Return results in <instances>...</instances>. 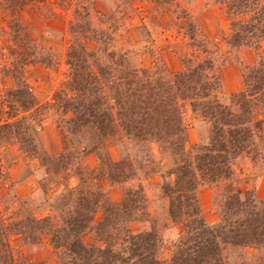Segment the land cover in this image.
Instances as JSON below:
<instances>
[{"label":"trees","instance_id":"obj_1","mask_svg":"<svg viewBox=\"0 0 264 264\" xmlns=\"http://www.w3.org/2000/svg\"><path fill=\"white\" fill-rule=\"evenodd\" d=\"M134 1L60 0L62 8H74L65 31L69 44L62 54L38 27L59 19L53 3L0 0L8 42L7 53L0 54V72L13 83L0 97V148L17 147L24 159L39 161L43 203L50 209L40 215L39 207L20 199L6 208L8 213L0 208V264H43L25 257L16 246L39 245L44 238L55 254L53 264H264V199L252 190L240 193L232 184L238 160L264 168V55L244 72L245 89L224 104L211 52L207 57L201 51L185 55L182 69L171 72L165 65L141 67L134 61L137 54L117 46L119 23L137 11ZM143 1L167 14L162 0ZM221 3L233 19L228 46L259 49L264 0ZM183 14L186 22L180 29L200 50L203 34L199 37V29L188 21L186 11ZM62 62L66 79L54 94V104L42 105L28 74L36 67L57 71ZM51 108L60 115L63 143L55 155L43 151L39 141ZM188 108L209 126V142L190 150ZM113 140L125 150L154 143L172 158L161 191L180 232L169 243V259L162 258L166 244L154 223L149 230L133 229L150 218L143 189L126 190L119 203L104 191V182L123 184L136 176L129 155L112 159L108 149ZM91 154L97 166L82 167L81 158ZM70 171L77 186L65 185L49 197L50 185ZM204 185H225L215 225L202 213L198 192ZM98 211L102 217L97 222Z\"/></svg>","mask_w":264,"mask_h":264},{"label":"rangeland","instance_id":"obj_2","mask_svg":"<svg viewBox=\"0 0 264 264\" xmlns=\"http://www.w3.org/2000/svg\"><path fill=\"white\" fill-rule=\"evenodd\" d=\"M53 3L59 19H53L48 26L38 25L40 31L47 32L51 43L57 50L64 54L68 47L69 35L65 33L66 26L72 20L73 4L62 8L60 0H48ZM73 0L72 3H74ZM162 6L167 7V14L155 10V4L135 0L134 6L137 9L129 20L119 23L117 32V46L131 50L135 54L134 61L141 67L155 68L165 65L171 72L180 71L183 67L182 58L185 55L201 51L202 57H211L213 61L214 74L219 78L220 89L218 97L229 105L231 96L242 92L244 88L243 74L251 68L264 55V40L260 43L259 49L253 47L232 48L227 41L231 37V21L226 13V4L221 0H162ZM170 2V5L165 4ZM154 8V9H153ZM154 12H152V11ZM183 10L188 15V21L199 29V37L204 42L200 50L190 45L191 41L185 36V31L180 29L181 23L186 19ZM161 14V15H160ZM245 18V16L241 17ZM3 21L0 12V54L7 53L8 45L6 36L3 35ZM64 31V32H63ZM201 31V32H200ZM204 39V40H203ZM217 47V48H216ZM203 50H206L203 52ZM3 56L0 59V66L3 65ZM67 68L62 62L57 71H50L43 67L32 68L29 72V81L35 95L42 105L54 104V94L66 79ZM13 83L9 78L3 77L0 72V97L5 94ZM60 115L54 109H50L39 132L41 148L49 155H55L62 151V135L59 126ZM186 121L189 124L188 142L186 149L194 145L207 144L209 137L208 124L194 116L190 108L187 109ZM82 140V137H81ZM118 141H111L108 149L114 161L129 155L136 168V176L123 184L110 185L104 182L106 191L112 202L119 203L123 200L125 191L128 189L142 188L148 199V221L138 222L133 225L135 231L149 230L153 223L162 234L165 248L162 254L163 259L171 257L170 242L179 236V227L174 226L168 212V202L163 198L161 186L165 182V173L173 167L170 154L161 149L157 144L138 145L128 150L117 145ZM133 146V145H131ZM97 157L88 155L81 158L82 167L95 168ZM38 160L24 159L17 147L0 148V208L18 205L16 199L28 200L32 208L39 207L40 215L50 212L49 205L44 204L43 191L41 189V178L43 173L39 170ZM237 178L232 182L235 189L240 193L247 190L254 191L256 198L264 199V168L253 167L247 159H240L236 164ZM78 179L72 171L65 174L60 181L50 185L49 197L63 189V186L75 188ZM225 185H204L200 187L198 195L201 203L202 213L210 225L219 221L218 196L223 192ZM10 211V210H9ZM7 211L6 213H8ZM102 211H98L96 221H100ZM16 241V239H14ZM90 241V238H87ZM16 249L25 257L35 263L53 264L56 262L55 254L48 244L46 238L39 245H25L18 243ZM252 252V251H249Z\"/></svg>","mask_w":264,"mask_h":264}]
</instances>
